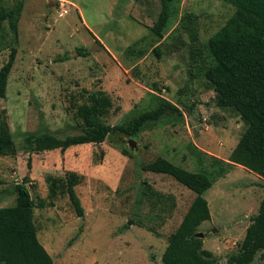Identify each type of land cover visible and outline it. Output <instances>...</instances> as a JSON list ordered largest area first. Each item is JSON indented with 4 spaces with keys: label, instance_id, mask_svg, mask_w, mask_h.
Instances as JSON below:
<instances>
[{
    "label": "rangeland",
    "instance_id": "374dc122",
    "mask_svg": "<svg viewBox=\"0 0 264 264\" xmlns=\"http://www.w3.org/2000/svg\"><path fill=\"white\" fill-rule=\"evenodd\" d=\"M60 2L24 0L18 43L11 42L8 20L0 30V68L11 47L18 49L6 97L0 98V120L6 117L15 142L13 154L0 155V207L14 204L15 185L27 180L38 237L54 264H164L168 236L196 193L170 175L141 168V162L163 156L216 178L204 193L212 218L198 231L206 234L204 248L225 264L264 198V176L228 160L246 124L234 108L216 104L199 68L209 54L208 40L235 7L225 0H174L159 38L150 27L160 0ZM196 48L201 55L194 59ZM160 100L171 101L181 114L167 112L134 136L116 131L101 143L66 151L35 149L40 133H80L90 111L117 126ZM69 182L83 216L69 198ZM252 264L264 259L258 254Z\"/></svg>",
    "mask_w": 264,
    "mask_h": 264
},
{
    "label": "trees",
    "instance_id": "16d2710c",
    "mask_svg": "<svg viewBox=\"0 0 264 264\" xmlns=\"http://www.w3.org/2000/svg\"><path fill=\"white\" fill-rule=\"evenodd\" d=\"M173 1L160 0L159 17L150 27L159 38H163L168 26ZM225 1L233 5L235 11L208 40L209 54L199 68L215 91L216 104L222 108H234L246 124L244 133L229 155V162L264 176V0ZM23 7L24 0H17L11 7L0 5V30L4 21L8 20L14 34L13 43L19 42L18 22ZM155 51L160 55L158 46ZM17 52V46L13 45L8 60L0 68V98L6 97ZM199 52L200 49L196 48L194 59ZM155 88L160 90L157 84ZM167 112L181 114L177 105L160 100L155 108L142 112L132 122L112 126L90 111L83 116L80 133L63 138L48 132L40 133L35 137V149L37 152L54 149L66 151L76 145L101 143L116 131L134 136L148 122L159 120ZM14 152L15 142L9 123L2 116L0 155ZM124 152L127 153L128 149ZM141 168L170 175L196 193L179 226L168 236L162 255L163 263L219 264L214 252L204 248L203 238L196 235L200 225L211 219L209 202L204 193L212 187L216 178H211L205 172L189 170L163 156L141 162ZM14 190L17 194L15 203L0 207V264H54L53 257L38 237L34 213L36 204L27 180L17 183ZM67 191L76 212L83 216L80 198L70 182ZM158 196V200L166 202L165 195ZM168 198L173 200L174 196L168 195ZM175 206L173 201L170 207L173 209ZM258 254L264 259V198L259 212L251 217L238 251L225 264H252Z\"/></svg>",
    "mask_w": 264,
    "mask_h": 264
},
{
    "label": "water",
    "instance_id": "95a60500",
    "mask_svg": "<svg viewBox=\"0 0 264 264\" xmlns=\"http://www.w3.org/2000/svg\"><path fill=\"white\" fill-rule=\"evenodd\" d=\"M200 126V125H199ZM195 133H197V130H195ZM130 143H131V146L134 147L135 145V142L133 139H130ZM250 219V218H249ZM198 237H201V238H204L206 236V234H204L203 232H198L196 234Z\"/></svg>",
    "mask_w": 264,
    "mask_h": 264
},
{
    "label": "built area",
    "instance_id": "2783aa9c",
    "mask_svg": "<svg viewBox=\"0 0 264 264\" xmlns=\"http://www.w3.org/2000/svg\"><path fill=\"white\" fill-rule=\"evenodd\" d=\"M59 2H60V0H59ZM59 4H60V7L63 9V14L65 12H68L67 9H65V7H66V2L65 1H61Z\"/></svg>",
    "mask_w": 264,
    "mask_h": 264
},
{
    "label": "crops",
    "instance_id": "0c3cea01",
    "mask_svg": "<svg viewBox=\"0 0 264 264\" xmlns=\"http://www.w3.org/2000/svg\"><path fill=\"white\" fill-rule=\"evenodd\" d=\"M195 197V196H194ZM211 218H212V215H211Z\"/></svg>",
    "mask_w": 264,
    "mask_h": 264
}]
</instances>
